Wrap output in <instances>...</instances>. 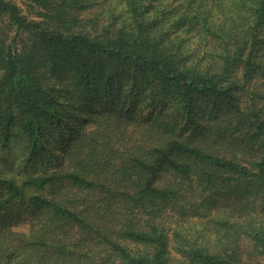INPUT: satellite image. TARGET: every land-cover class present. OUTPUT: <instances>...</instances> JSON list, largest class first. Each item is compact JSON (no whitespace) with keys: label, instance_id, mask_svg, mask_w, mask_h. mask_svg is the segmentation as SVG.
I'll return each mask as SVG.
<instances>
[{"label":"trees","instance_id":"obj_1","mask_svg":"<svg viewBox=\"0 0 264 264\" xmlns=\"http://www.w3.org/2000/svg\"><path fill=\"white\" fill-rule=\"evenodd\" d=\"M28 2L0 0V264H261L264 0Z\"/></svg>","mask_w":264,"mask_h":264},{"label":"rangeland","instance_id":"obj_2","mask_svg":"<svg viewBox=\"0 0 264 264\" xmlns=\"http://www.w3.org/2000/svg\"><path fill=\"white\" fill-rule=\"evenodd\" d=\"M11 1H13L17 5H19L20 8H21V10H22V12L26 16H28L29 18H36V16H37L36 13H37V10L38 9H37V7H32L30 5V3L28 2V0H11ZM160 2H162V4L167 7V6H170V5H178L177 3L179 2V0H160ZM98 5L99 4L97 3V4H94L93 7L87 8L84 11V14H87L88 16L90 15V16H95V17L97 16V17H99V20H100L99 21L100 22L99 24H101V21L103 19H105V16H107V14H106V11L105 10L100 11ZM4 31L7 33V35L9 37L14 34V31H12V30L9 31L6 27H4ZM36 168H37V166L35 165V166H33V169L32 170H36ZM249 245H245V248L246 249H249ZM173 255H174V257L176 256V254L174 252H173ZM258 259H260V263L261 264H264V255L261 256Z\"/></svg>","mask_w":264,"mask_h":264}]
</instances>
